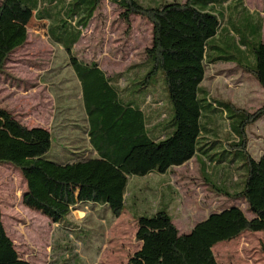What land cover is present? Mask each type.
Returning a JSON list of instances; mask_svg holds the SVG:
<instances>
[{
  "label": "trees",
  "instance_id": "obj_1",
  "mask_svg": "<svg viewBox=\"0 0 264 264\" xmlns=\"http://www.w3.org/2000/svg\"><path fill=\"white\" fill-rule=\"evenodd\" d=\"M110 1L124 9L122 16L127 23L133 14L152 23V45L145 51L144 65L148 70L140 87L150 86L149 79L162 73L173 112L171 120L166 122L168 116L157 123L163 126L165 136H152L147 128L150 116L133 102L121 99L97 62L72 57L73 69L84 89L89 140L98 154L66 162L51 160L47 153L54 145L52 132L29 127L0 107V164H10L21 172L27 184L24 204L55 223L62 224L80 206L94 203L108 206L119 218L127 210L126 192L131 176L166 173L193 158L200 160L199 144L205 135L209 138L213 129L209 119L218 110L227 112V118H237L238 124L231 126L233 134L224 144L226 150L242 154L244 183L239 187L235 184L236 189L230 190L215 183L209 171L203 174L217 193L234 200L244 199L253 217L234 205L211 213L189 233H181L166 207L138 215L136 239L142 245L128 260V264H220L214 253L219 242L231 241L246 231H264V154L260 158L251 154L247 134V128L264 117V102L255 111H248L211 97L202 84L208 63L235 62L264 89L263 18L256 30L259 40L250 51L255 55V64L247 65L234 55L218 52L222 50L224 29L218 12L209 8L210 1L165 0L154 6L139 0ZM101 2L0 0V73L11 54L27 42V26L33 17L49 21V36L72 51ZM206 162L210 161L203 160L205 168L214 164V170H221L225 177L226 168L231 167L218 166L222 160L213 159L211 165ZM0 264H33L20 256L5 229L1 210Z\"/></svg>",
  "mask_w": 264,
  "mask_h": 264
},
{
  "label": "rangeland",
  "instance_id": "obj_2",
  "mask_svg": "<svg viewBox=\"0 0 264 264\" xmlns=\"http://www.w3.org/2000/svg\"><path fill=\"white\" fill-rule=\"evenodd\" d=\"M139 1L154 6L165 0ZM205 1H210L209 8L216 10L222 21L220 55H234L245 64L254 65L255 55L250 51L259 40L256 30L264 15L251 9H264V0ZM123 12L117 4L102 0L72 51L49 36V21L33 17L27 26V42L11 54L4 72L0 73V107L29 127L41 126L52 132L54 145L47 153L51 160L66 162L96 154L87 134L89 122L82 80L73 69L72 57L97 62L121 99L144 109L152 124L169 116L167 122L173 116L162 73L149 79L150 86L140 87L148 70L144 65L145 51L152 45V23L137 14L131 15L127 23ZM208 64L202 86L211 97L248 111L263 105L264 89L252 74L235 62ZM226 115L227 112L218 110L209 119L213 129L209 138L205 135L199 144V162L194 158L172 168L169 174L168 180L177 190V203H172L168 211L181 233H189L211 213L234 205L242 208L249 218L253 217L244 199L234 200L217 193L204 178L203 172L209 171L215 183L230 190L236 189L235 184L239 187L244 183L246 168L242 154L226 150L224 144L233 134L231 126L237 125L238 119ZM247 134L249 151L260 158L264 154V117L250 125ZM205 158L209 165L214 159L222 160L218 166H231L226 168V177L221 170H214V164L205 168L202 163ZM132 179L141 184L150 182L151 177ZM130 183L131 179L126 192L129 212L124 211L119 218L110 209L95 212L97 206L84 205L61 224L27 207L23 202L27 184L21 172L10 164H0L2 221L20 256L33 264H128L141 245L136 239L137 222L132 215L141 210L151 212L158 204L154 201L156 194L150 192L154 187L143 186L133 197L128 193ZM162 206L163 203L159 208H165ZM214 253L220 264H264V231H246L231 241L219 242Z\"/></svg>",
  "mask_w": 264,
  "mask_h": 264
},
{
  "label": "crops",
  "instance_id": "obj_3",
  "mask_svg": "<svg viewBox=\"0 0 264 264\" xmlns=\"http://www.w3.org/2000/svg\"><path fill=\"white\" fill-rule=\"evenodd\" d=\"M252 11H258L259 13H261L260 15L263 16L264 15V9L263 8H260V9H251ZM264 18V17H263ZM263 32H264V19H263V29H262V35H263ZM221 62H215V63H209L210 65H216V64H219ZM208 64V65H209ZM207 70L208 68L206 69V75H207ZM205 79H206V76H205ZM204 79V81H205ZM41 127V126H40ZM148 130L151 132L152 136L153 137H156V139H160V138H163L165 135L163 134V126H157V123H154L152 124L151 122L148 124L147 126ZM89 133V123H88V129H87V134ZM93 148V147H92ZM93 150L96 152L95 155L93 156H96L98 153L97 151L93 148ZM194 159V158H193ZM196 159V158H195ZM171 171H168L166 173H159V172H152V173H149L148 175H146L145 177L149 176L151 177V180L150 182H142L141 184L138 182V181H133L132 177H130L131 179V183H130V187H129V192H131V196H135L134 195V192L137 190V189H142L143 186H147L145 188L147 189H150L151 187H154L150 192H153L155 193V199L154 201L156 200V202H158L157 206H153L149 211L151 212H146L144 210H141L139 212H136L137 214L135 215H141V214H145V213H153L155 212L156 210L158 209H162L161 207L159 208V205L161 203H163V206L162 207H167L168 210H170V207L173 206L172 203L176 204L177 203V190L171 185V182L168 180L169 179V174H170ZM144 177V176H143ZM152 178H155V179H152ZM141 185V186H140ZM85 205H90V206H97L98 208H96L95 212L98 211V210H101V208H103L102 210H106L108 212L109 210V207L106 206V205H101V204H85ZM84 206V205H82ZM82 206H80L79 208H81ZM175 207V206H174ZM78 208V209H79ZM100 208V209H99ZM128 211V210H127ZM129 212V211H128ZM135 215H132V219H134L136 222H137V219ZM195 226V225H194ZM193 226V227H194ZM137 232V231H136ZM141 243V242H140ZM142 245V243H141ZM140 245V247H141Z\"/></svg>",
  "mask_w": 264,
  "mask_h": 264
}]
</instances>
